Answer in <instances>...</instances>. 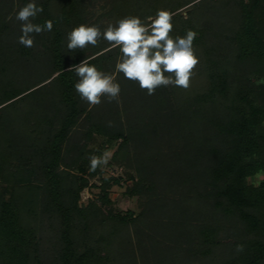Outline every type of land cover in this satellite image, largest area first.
<instances>
[{
	"label": "trees",
	"instance_id": "1",
	"mask_svg": "<svg viewBox=\"0 0 264 264\" xmlns=\"http://www.w3.org/2000/svg\"><path fill=\"white\" fill-rule=\"evenodd\" d=\"M28 2L0 0V264H264V0H36L33 22L53 29L31 48L15 19ZM158 9L174 13L171 35L197 33L188 89L148 95L115 74L107 42L66 47L78 24ZM87 57L116 75L118 103L80 99L69 69ZM16 63L45 75L20 86ZM113 147L124 175L90 171ZM122 184L139 212L112 198Z\"/></svg>",
	"mask_w": 264,
	"mask_h": 264
},
{
	"label": "clouds",
	"instance_id": "2",
	"mask_svg": "<svg viewBox=\"0 0 264 264\" xmlns=\"http://www.w3.org/2000/svg\"><path fill=\"white\" fill-rule=\"evenodd\" d=\"M42 12L43 7L38 6L36 0H29L18 9L15 15L21 31L18 43L31 48L34 35L52 31V20H46L43 25L33 22ZM173 16L174 13L166 9H158L146 21L127 15L103 29L97 24L81 23L66 33V47L71 51L84 50L89 46L97 47L101 40L107 42L109 47L105 51L119 50L114 63L115 74L137 83L148 95L155 94L158 87L188 89L193 69L199 63L193 48L197 33L189 29L185 36L171 35ZM92 59L94 57H87L69 69L77 77L74 88L80 99L90 106L99 105L104 97L109 103L114 100L118 103L121 87L116 75L98 69L91 63ZM108 159L107 152L101 156L90 155L89 170L96 171L107 165ZM236 250L243 251V246L238 245Z\"/></svg>",
	"mask_w": 264,
	"mask_h": 264
},
{
	"label": "rangeland",
	"instance_id": "3",
	"mask_svg": "<svg viewBox=\"0 0 264 264\" xmlns=\"http://www.w3.org/2000/svg\"><path fill=\"white\" fill-rule=\"evenodd\" d=\"M104 3H105V1H100L96 4L97 5L96 9H95L96 13L94 12V15H93L94 18L99 16L103 11L108 10V8H105V10L100 8V6L103 5ZM182 12L184 13V15H188L187 9L183 10ZM100 23H104L105 25H107L109 23H115V21L111 17H109V18L107 17V18H104L103 21H101ZM8 69H9V70H7L8 74L12 75V77H15L18 85H20V86H28L31 83L38 82L39 81L38 79H40L41 76L45 75L43 71H42L43 74H40V75H39V73H36L35 71H34V73L28 71L26 69V67L21 63L20 64L16 63V65H13L12 68H10V66H9ZM46 88H48V86L44 87L43 89L45 90ZM101 142H102V138H99V139L97 138L96 144L100 145ZM116 147H113L107 151V153L109 154L108 161L110 160L111 156L113 155L114 151L116 150ZM102 169L104 171V176H115V177H117V176H123L124 175V169L122 166H114V165H109L107 163V165H104L102 167ZM261 178H262V176L260 175L257 178H251V180L257 181ZM124 182L126 183L127 181L124 180ZM91 183L100 184L101 183L100 177L96 176L95 178H92ZM125 190H126V184L115 185L111 190L112 198L116 200L117 205L121 209H123V210L135 209L137 212H139L141 210L139 200L137 198H131L129 196H126ZM99 191H100V189L98 187H95V186H90V187L85 188L81 194V203L87 204L91 199H94L97 196Z\"/></svg>",
	"mask_w": 264,
	"mask_h": 264
}]
</instances>
